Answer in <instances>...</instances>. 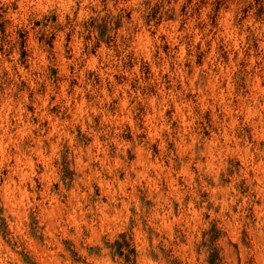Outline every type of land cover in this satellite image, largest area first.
Segmentation results:
<instances>
[{
    "label": "clouds",
    "instance_id": "9594fccd",
    "mask_svg": "<svg viewBox=\"0 0 264 264\" xmlns=\"http://www.w3.org/2000/svg\"><path fill=\"white\" fill-rule=\"evenodd\" d=\"M0 264H264V0H0Z\"/></svg>",
    "mask_w": 264,
    "mask_h": 264
}]
</instances>
